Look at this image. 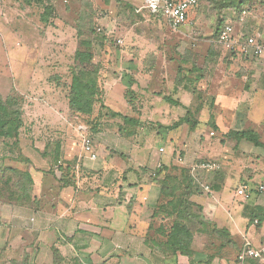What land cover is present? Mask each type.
Returning <instances> with one entry per match:
<instances>
[{
  "label": "crops",
  "instance_id": "0c3cea01",
  "mask_svg": "<svg viewBox=\"0 0 264 264\" xmlns=\"http://www.w3.org/2000/svg\"><path fill=\"white\" fill-rule=\"evenodd\" d=\"M4 1L0 0V49L5 47L9 53L13 51L11 59H14L24 55L15 40V36H23V28L14 30L1 23L6 17L1 8ZM123 1L138 9L145 0ZM262 24L254 28L258 32L256 38L264 43ZM198 46L208 48L209 40H201ZM13 76L16 82L45 81L43 75ZM205 77L200 82L204 91L222 89L226 96L233 98L229 97L231 103L225 104L227 108L216 104L212 109L208 102L201 106L199 123L193 131L188 124L175 127L184 117V106L196 109V94L190 89L189 92L173 86L175 97L181 99L183 107L164 100L166 110L161 111L160 107L161 112L157 113V103L151 101V98H160L157 93L153 94L156 97H150V93L142 91L147 98H142V103L133 109L126 100L125 89L129 84L123 85V79L120 85L116 83L119 80L110 81L105 92L108 110L120 114L140 112L144 120L152 114L149 120L155 123V129L165 131L161 135L172 142L170 151L160 146L149 157L143 147L149 139L139 143L140 138L136 139L139 130L135 136H127L120 131L123 126L120 124L118 134L121 138L117 143L121 142V147L117 144L119 148L112 147L97 161L90 160L83 150V139L90 135L88 124L79 116H67L70 121H65L64 109L56 108L54 101L36 100L34 110L58 113L64 120L49 123L37 118L38 121L28 125L24 118L18 147L14 148L12 140L0 139V167L24 173L31 180L32 200L36 201L28 206L12 199L11 195L17 194L13 187L16 176L14 172H4L6 178H0V264L24 260L27 264H53L52 248L60 250L68 264H264V257L238 259L247 243L259 248L264 240V193L254 190L246 201L236 194L241 183L253 188L264 185V147L227 135L231 130L254 131L264 144V75L257 68L253 75H226V81L218 75ZM16 90L19 91L18 84ZM184 99H189L188 103L183 102ZM75 118L78 119L76 127L71 124ZM213 123L216 130L222 132L220 137L211 136L215 133ZM171 127L175 128L169 130ZM102 130L100 127L92 137L102 134ZM207 133L209 139L205 140ZM160 149L164 152L160 153ZM178 157L185 160L181 165L190 168L204 190L205 186L210 187V192L194 193L192 201L203 208L206 220L226 228L232 235L222 239L194 237L193 254L189 257L171 255L163 246L156 245L162 243L164 237H148L160 200V187L152 180V174L159 162L165 166L179 165ZM203 161L217 162L221 168L215 172L192 169V165ZM67 167L75 170V185L64 183ZM225 186L230 195L229 187H233L234 196H220ZM215 191L216 196L213 195ZM152 240L157 241L153 243Z\"/></svg>",
  "mask_w": 264,
  "mask_h": 264
},
{
  "label": "rangeland",
  "instance_id": "374dc122",
  "mask_svg": "<svg viewBox=\"0 0 264 264\" xmlns=\"http://www.w3.org/2000/svg\"><path fill=\"white\" fill-rule=\"evenodd\" d=\"M111 1L43 0L39 4L36 0H5L3 2L1 8L8 18L3 17L1 23L14 30L23 28V36L17 35L15 40L18 50L22 47L24 55L11 59L13 51L9 53L5 47L0 49V97L3 99L11 95L22 97L24 118L28 125L30 122L38 121L37 118H42L49 123H60L64 120L58 113L49 114L42 113L38 109L34 110L32 107L36 100L40 101V99L47 102L54 101L56 108L64 109L65 121H70L69 116L74 117L71 112H68L69 85L73 75H77L81 69H84L86 64L82 63L83 55L89 50L94 58L87 70L91 72V75H99L102 97L99 95L100 90L99 93L95 91L93 78L90 81L89 94L92 101V95L97 94L95 106L98 110L95 115L99 113L103 116L107 115L101 120L100 127L104 129L102 134L93 136L94 149L98 157L110 148L118 147L117 144L121 147V142L117 143L121 138L118 127L123 124V121L109 116L106 106L105 92L111 85L110 81L114 83L119 80L116 83L120 85V79H123V85L129 84L136 98L131 96V99L129 97L126 100L133 109H137L139 102L142 103V98H147L141 94L142 91L150 93V97H156L153 94L157 93L160 98H151V101L157 103L156 111L160 113L166 110L163 108L166 101L164 102L161 96L170 95L177 99L173 86L183 87L190 92L188 86L198 75L203 76L194 85L197 91L196 110L207 102L212 109L216 104L226 107V103H231L229 97L232 96H226L222 89L216 92H207L202 89L200 82L206 78V75H218L226 81V75L233 77L253 75L257 68L261 75H264L263 59L242 55L238 46L229 47L220 43L219 40V35L226 25L233 26L234 36L236 41H240L239 43L250 37H257L258 32L254 27L264 24V0H198V6L189 13L188 22L177 31L171 29L163 17L152 15L146 10L133 14L125 7L126 3L123 0ZM94 29L98 36L101 37L103 34L107 36L106 43L100 42L97 36L92 34L91 31ZM7 35L10 39V34ZM201 40H209L208 48L198 46ZM87 41L92 43L91 47L84 44ZM130 56L137 59L131 60ZM13 75H43L45 81L16 82ZM17 84L21 92L16 90ZM180 100L177 99L179 102ZM188 100L184 99L183 102L188 103ZM104 105L107 110L102 108ZM84 107L87 108V105ZM160 107L161 111H159ZM183 109V116H185L187 108L184 106ZM32 110L35 112H31ZM123 110L124 108L122 112ZM127 114L128 117L141 122L136 128V131L139 130L136 139L140 138L139 143L149 139L143 146L148 157L150 154L153 155L160 146H165L170 151L173 144L161 135L165 131L155 129V123L149 120L152 119V114L147 115L145 120L142 119L143 115L140 112H124L122 115ZM160 116L159 114L158 117ZM191 116L190 120L195 121L196 113L195 118ZM257 116L262 117L260 114ZM199 118H197L198 121ZM236 121L238 120L235 119L234 122ZM77 123L76 118L71 122L75 127ZM214 132L212 133L216 136H221L220 130H214ZM208 139L207 133L205 140ZM238 156L240 157V153ZM181 166H176L177 171L183 168ZM229 191L234 196L233 187H229ZM196 192H205L204 186L196 183ZM216 192L213 193L214 196ZM229 195L225 186L220 196ZM241 200L246 201L242 198ZM224 205L226 206V203ZM202 215L206 222H212L206 220L204 212ZM195 237H202V235L197 234Z\"/></svg>",
  "mask_w": 264,
  "mask_h": 264
},
{
  "label": "trees",
  "instance_id": "16d2710c",
  "mask_svg": "<svg viewBox=\"0 0 264 264\" xmlns=\"http://www.w3.org/2000/svg\"><path fill=\"white\" fill-rule=\"evenodd\" d=\"M42 1L43 0H36V3L39 4V2L41 3ZM104 1L111 2V0ZM197 6L198 4L196 7ZM125 7H127L128 11H131L133 14L136 12V9H133L134 7L128 4H126ZM156 16L161 17V15ZM91 32L93 35L97 36V39L100 42L106 43L107 36L105 34L100 37L98 36L95 29ZM84 44L88 47H91L92 45L90 41H87ZM86 52L87 53L83 55L82 59V63L86 64L84 69H81V72L77 73V75H73L71 84L69 85L68 105L73 116L81 117L84 122L88 124L90 127L89 134L92 137V135H95L99 132L100 125L102 123L101 120L105 116L107 117V115L103 116L101 115L102 113L95 115V112L98 110L95 106L97 102V94L92 95V101L91 95L89 94L91 79L93 78L94 80L95 91L99 93L100 90V96L102 95V89L99 82V75H91V72L88 71L94 56L90 54V50ZM201 76L203 75L196 76L194 81H191L193 83H191V85L189 84L188 86L193 94L197 95L194 85L199 82V80L202 78ZM131 96L136 98L134 91L128 88L126 90V99L129 97L131 99ZM163 99L169 104L182 106L179 101H175L173 98H171V96H164ZM91 104L93 105L91 106ZM84 105H87V108H85ZM102 108L107 110L105 105L102 106ZM199 109L200 108H197V110L195 109L193 111L187 108L185 116L175 125V127H178L182 124H188L192 127L191 128L189 126V129L193 131L199 123L197 119L199 117ZM107 111L109 112L108 115L112 118L122 119L124 127L121 126V132H126L127 136H135L137 133L136 128L141 124L140 121L132 117H128L127 115L124 116L120 113L111 112L110 110ZM193 112L196 113L197 117L195 121L193 119L190 120L192 117L191 115H193L195 118V113ZM24 115V100L22 97H18V95H11L6 99L0 97V139L4 141L12 140L14 148L18 147L21 129L24 126ZM211 126L216 130L215 123H213ZM175 127H171L169 130H172ZM123 133L122 135H125ZM228 135L236 137L239 140H245L249 143H252L256 147H264V144L261 141V136L254 131H234L230 132ZM176 166L177 164L172 166L162 165L161 168L155 169L154 173L156 175H152V180L160 187V200L154 212V220L152 221L150 234L148 237H164L165 240L162 243H156V245L160 244L159 246H163V249H167L171 255L189 257L193 254L192 244L194 242V237L197 234L202 235V237H218L220 239L223 237H232V235L226 228H219L214 222H206L203 219L202 207L195 204L191 200L193 194L196 192L197 182L195 177H193L190 168L178 165L183 168L177 171L178 167ZM6 170L14 172L13 175L16 176V179L13 182V187H15L17 194L11 195L12 199L16 200L20 204L28 206L32 203H36V201L32 200L33 189L31 187V180H29L28 177L22 172L0 167V173L4 174ZM0 178H6V174L0 176ZM63 180L66 186L75 185V170L67 167L64 170ZM11 196L9 197L11 198ZM156 241L152 240L153 243ZM241 252L242 250L240 253ZM52 253L53 264H68L67 258L62 255L60 250L57 248H52ZM11 264H27V261L24 260L23 262L19 263L17 261H13Z\"/></svg>",
  "mask_w": 264,
  "mask_h": 264
},
{
  "label": "built area",
  "instance_id": "2783aa9c",
  "mask_svg": "<svg viewBox=\"0 0 264 264\" xmlns=\"http://www.w3.org/2000/svg\"><path fill=\"white\" fill-rule=\"evenodd\" d=\"M197 4L198 0H145L144 5L138 8L136 12L140 13L141 10H146L152 15H161L168 22L170 28L177 31L188 22L189 13ZM234 34L233 26L226 25L219 35L220 43H224L229 47L238 46L242 55L264 60V43L256 37H250L244 42L239 43L240 41H236ZM83 150L90 160H98V154L94 149V139L90 135H87L83 139ZM159 152L163 153L164 149H160ZM177 160L180 164L185 163L182 157H178ZM162 165L164 164L159 162L157 168H161ZM192 167L193 170L200 169L205 172H215L221 168L220 164L214 161H203L199 164L192 165ZM152 175L155 176L156 174L153 173ZM205 190L210 192V187L205 186ZM254 190L259 193H264V185L253 188L248 183H241L237 188L236 194L245 200H249ZM255 224H257V221H255ZM247 257L253 259L263 258L264 240L259 248H255L247 243L238 256V259L244 261Z\"/></svg>",
  "mask_w": 264,
  "mask_h": 264
}]
</instances>
